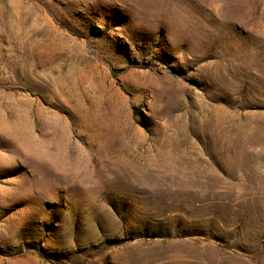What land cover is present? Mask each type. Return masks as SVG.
Instances as JSON below:
<instances>
[{"label":"rangeland","instance_id":"obj_1","mask_svg":"<svg viewBox=\"0 0 264 264\" xmlns=\"http://www.w3.org/2000/svg\"><path fill=\"white\" fill-rule=\"evenodd\" d=\"M0 264H264V0H0Z\"/></svg>","mask_w":264,"mask_h":264}]
</instances>
